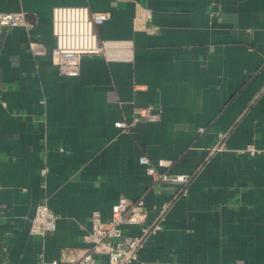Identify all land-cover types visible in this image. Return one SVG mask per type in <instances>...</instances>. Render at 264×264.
Returning a JSON list of instances; mask_svg holds the SVG:
<instances>
[{
    "label": "crops",
    "instance_id": "1",
    "mask_svg": "<svg viewBox=\"0 0 264 264\" xmlns=\"http://www.w3.org/2000/svg\"><path fill=\"white\" fill-rule=\"evenodd\" d=\"M59 5L109 12L95 33L122 44L113 57L83 56L78 76H59ZM0 12L24 13L0 33V264L83 248L91 212L108 219L120 197L161 218L144 264H264V0H0ZM32 41L47 51L33 55ZM144 104L157 121L116 127ZM248 144L261 153L238 152ZM140 156L189 176L187 192L153 181ZM40 203L58 216L45 236L29 232Z\"/></svg>",
    "mask_w": 264,
    "mask_h": 264
},
{
    "label": "built area",
    "instance_id": "2",
    "mask_svg": "<svg viewBox=\"0 0 264 264\" xmlns=\"http://www.w3.org/2000/svg\"><path fill=\"white\" fill-rule=\"evenodd\" d=\"M109 18V12L90 11L87 6L82 5H59L52 9V34L55 40L54 46L49 50L52 63L59 76H78L80 71V60L83 56L103 55L107 58L112 53L109 51L121 46V43L99 40L95 33V26L102 24ZM23 12H0V33L13 29L23 24ZM156 27L147 28L148 33H155ZM29 48L33 55L44 54L45 45L30 42ZM112 56V55H111ZM113 57V56H112ZM44 103V100H40ZM161 110L152 104L134 106L130 122L121 120L115 123L116 127L127 129L131 124L139 121L155 122L160 118ZM200 128L199 131H202ZM220 142L217 146L222 148L224 134L218 136ZM239 153H248L256 156L261 150L253 144L238 150ZM139 163L144 165L146 172L153 181L177 182L184 185L180 190L184 195L187 192L185 186L190 177L185 174H170L158 172L150 165L146 156H140ZM158 165H162L159 162ZM48 168L42 167L40 174L47 175ZM45 183V181H44ZM111 216L103 219L97 210L90 214V229L82 235L85 243L83 248L64 249L58 259L51 261L40 260V264H97L99 256H104L103 264H131L139 260V252L146 239L161 229V218L147 222V211L142 198L134 201L120 197L112 204ZM166 207L162 208L161 215ZM57 214L49 209L46 203H40L35 207L34 214L30 220V234L45 236L52 233L56 228ZM139 226V234L127 233V226Z\"/></svg>",
    "mask_w": 264,
    "mask_h": 264
}]
</instances>
